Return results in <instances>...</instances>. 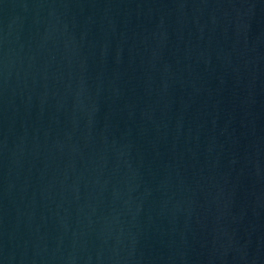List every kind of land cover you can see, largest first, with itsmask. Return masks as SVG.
I'll return each mask as SVG.
<instances>
[{"label":"water","instance_id":"water-1","mask_svg":"<svg viewBox=\"0 0 264 264\" xmlns=\"http://www.w3.org/2000/svg\"><path fill=\"white\" fill-rule=\"evenodd\" d=\"M0 264H264V0H0Z\"/></svg>","mask_w":264,"mask_h":264}]
</instances>
